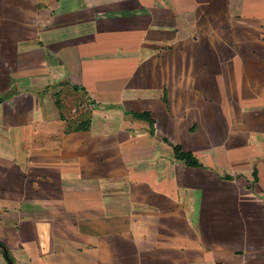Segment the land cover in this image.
<instances>
[{"label": "crops", "instance_id": "0c3cea01", "mask_svg": "<svg viewBox=\"0 0 264 264\" xmlns=\"http://www.w3.org/2000/svg\"><path fill=\"white\" fill-rule=\"evenodd\" d=\"M68 88L90 102L86 130L56 104ZM0 107V264H264V0H0ZM113 120L154 154L124 168L128 195H107L121 204L85 201L77 182L120 180L79 168ZM19 140L66 169L73 205L20 188Z\"/></svg>", "mask_w": 264, "mask_h": 264}, {"label": "rangeland", "instance_id": "374dc122", "mask_svg": "<svg viewBox=\"0 0 264 264\" xmlns=\"http://www.w3.org/2000/svg\"><path fill=\"white\" fill-rule=\"evenodd\" d=\"M56 104L60 110H63V117L69 121L68 127L69 130L73 128L76 130V124H78L81 120L84 122H88V118L90 117L91 107H89L88 98L82 96L80 93H74L71 89L68 88L67 92L62 90H58L55 93ZM98 103V102H97ZM30 105V104H29ZM1 108V107H0ZM2 111H4V107L2 106ZM1 113V109H0ZM88 117V118H87ZM102 118L99 117V121ZM98 124L99 127L94 130V133L98 137L99 149L95 152L92 158L83 157L81 164L79 166L80 173H82V179H91L95 175L103 177L102 175L114 177H120V180L113 178L112 180H100L99 182H87L83 183V188L81 189L79 183L77 182V191L76 194L80 195V193L84 194L83 198L85 201L90 200V197H94L97 195L100 199V196H104L102 198V204H113V201H119L121 204V199L117 197H107V195H125L127 196L129 193V188L125 186L122 182V174L125 172L124 168H126L127 172H130V159H134L137 161H143L148 157H152L154 154V150L152 145L150 144V140L140 138V133H136L133 128H129V132L131 135V140L128 139L127 135L121 132L123 128V124L117 122V120L108 121L107 125ZM138 131V130H137ZM132 141V142H131ZM108 142H112L110 148L107 149L106 145ZM124 142L126 145H124ZM131 142V143H129ZM24 142L19 140L16 145H19L18 149L13 150V174L24 176L23 184L20 182V188L27 192V184L30 183L32 186L36 184L35 201L38 207L42 208V204L51 200V205H56L59 200H66L67 205H73L74 203V182L66 183L67 190L64 188L60 189L61 184H65L63 182H59V175L61 173L64 174V170L59 167L58 162H54L52 158L44 157L43 155L46 152L42 151H33L32 149L21 148ZM48 153V152H47ZM54 153V152H53ZM9 151L3 150L2 159L4 160V164L10 165V158L8 157ZM127 163V166L125 165ZM17 165V167H16ZM16 168L17 171H16ZM76 167H73L75 169ZM137 167H134V172H136ZM71 171V170H70ZM66 174L68 177L69 169H67ZM75 172L73 171V174ZM51 176L52 181L44 182V179L47 175ZM33 175L39 179V181L35 182L33 180ZM30 179V180H29ZM95 180V178H93ZM71 189V192H69ZM102 193V194H100ZM67 196H70L72 201L67 200ZM69 197V198H70ZM89 205V202H86ZM80 206V204H77ZM101 205V203H100ZM67 234V230L64 231ZM84 233H89V230H83Z\"/></svg>", "mask_w": 264, "mask_h": 264}, {"label": "trees", "instance_id": "16d2710c", "mask_svg": "<svg viewBox=\"0 0 264 264\" xmlns=\"http://www.w3.org/2000/svg\"><path fill=\"white\" fill-rule=\"evenodd\" d=\"M132 116L135 118H141L143 120H146L149 127H151L153 120L150 118L148 112L144 111V112L132 113ZM77 129L86 130L87 122L81 120L77 125ZM163 141L171 148L174 159L182 161L188 167L202 166L201 163L196 159V157L191 152L182 149V147L179 144H172L168 142L166 139H163ZM224 178H230V177L225 175ZM3 253L6 256L5 249H3Z\"/></svg>", "mask_w": 264, "mask_h": 264}]
</instances>
